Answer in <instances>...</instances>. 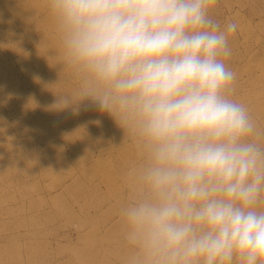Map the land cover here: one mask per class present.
<instances>
[{"label":"clouds","instance_id":"1","mask_svg":"<svg viewBox=\"0 0 264 264\" xmlns=\"http://www.w3.org/2000/svg\"><path fill=\"white\" fill-rule=\"evenodd\" d=\"M214 4L47 0L81 96L134 121L148 152V195L122 210L133 264H264V129L229 94L237 24Z\"/></svg>","mask_w":264,"mask_h":264},{"label":"rangeland","instance_id":"2","mask_svg":"<svg viewBox=\"0 0 264 264\" xmlns=\"http://www.w3.org/2000/svg\"><path fill=\"white\" fill-rule=\"evenodd\" d=\"M210 15L237 24L229 94L264 129V0H215ZM87 87L47 0H0V264H133L138 255L122 210L148 195V152L135 122L122 128L81 96Z\"/></svg>","mask_w":264,"mask_h":264},{"label":"bare ground","instance_id":"3","mask_svg":"<svg viewBox=\"0 0 264 264\" xmlns=\"http://www.w3.org/2000/svg\"><path fill=\"white\" fill-rule=\"evenodd\" d=\"M256 121V120H255ZM9 256V255H8ZM12 256V255H11ZM36 258H38L37 256L34 258V259H36ZM9 259V258H8Z\"/></svg>","mask_w":264,"mask_h":264}]
</instances>
